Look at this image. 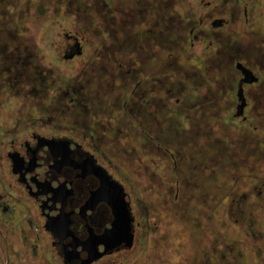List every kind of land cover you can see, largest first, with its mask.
<instances>
[{
    "label": "flooded vegetation",
    "instance_id": "1",
    "mask_svg": "<svg viewBox=\"0 0 264 264\" xmlns=\"http://www.w3.org/2000/svg\"><path fill=\"white\" fill-rule=\"evenodd\" d=\"M46 1L78 28L0 31L10 264H264V0Z\"/></svg>",
    "mask_w": 264,
    "mask_h": 264
},
{
    "label": "rangeland",
    "instance_id": "2",
    "mask_svg": "<svg viewBox=\"0 0 264 264\" xmlns=\"http://www.w3.org/2000/svg\"><path fill=\"white\" fill-rule=\"evenodd\" d=\"M46 0H0V31L6 32L10 31V25L13 23H20L23 26L24 30H27L28 34H35L38 32V28L43 30L49 38L48 41H56L55 37L59 36V29L61 32H64L66 29L78 28L76 18H72L69 14H53L50 12L49 7H45ZM48 2V1H46ZM52 5V3L50 4ZM30 12V13H29ZM25 13V14H24ZM98 26L102 25L101 20L98 22ZM9 29V30H8ZM62 36V42L65 41L64 33ZM75 62H71L67 65L70 69L73 67ZM229 194L222 195V211L218 213V217L222 216L224 224L223 226L224 234L231 235L232 228L229 226L231 215L228 213V205L231 199ZM5 242L0 238V251L2 254V263L10 264V259L6 256V247ZM130 254V253H128ZM127 254V255H128ZM121 257L115 258L113 262H104L101 261L99 264H116ZM117 260V261H116Z\"/></svg>",
    "mask_w": 264,
    "mask_h": 264
},
{
    "label": "water",
    "instance_id": "3",
    "mask_svg": "<svg viewBox=\"0 0 264 264\" xmlns=\"http://www.w3.org/2000/svg\"><path fill=\"white\" fill-rule=\"evenodd\" d=\"M242 112V110H240V112L239 113H241ZM127 234H128V237H127V240H131L132 239V234L130 233V231H129V223L127 224Z\"/></svg>",
    "mask_w": 264,
    "mask_h": 264
}]
</instances>
